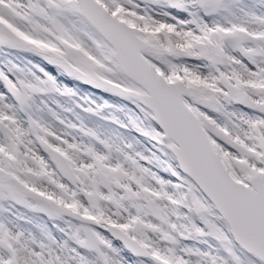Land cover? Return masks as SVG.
<instances>
[{"label":"snow or ice","instance_id":"snow-or-ice-1","mask_svg":"<svg viewBox=\"0 0 264 264\" xmlns=\"http://www.w3.org/2000/svg\"><path fill=\"white\" fill-rule=\"evenodd\" d=\"M0 264H264V0H0Z\"/></svg>","mask_w":264,"mask_h":264}]
</instances>
